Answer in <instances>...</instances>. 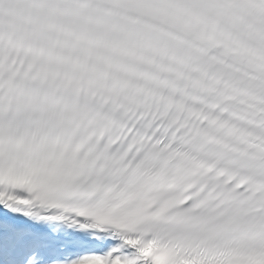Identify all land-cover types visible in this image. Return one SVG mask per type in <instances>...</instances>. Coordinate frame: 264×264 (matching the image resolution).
<instances>
[{"label":"snow or ice","instance_id":"1","mask_svg":"<svg viewBox=\"0 0 264 264\" xmlns=\"http://www.w3.org/2000/svg\"><path fill=\"white\" fill-rule=\"evenodd\" d=\"M0 264H264V0H0Z\"/></svg>","mask_w":264,"mask_h":264}]
</instances>
